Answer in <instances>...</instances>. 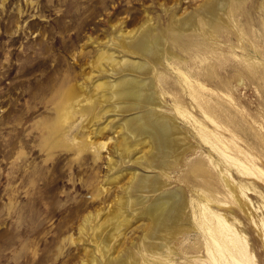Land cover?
Listing matches in <instances>:
<instances>
[{
    "label": "rangeland",
    "instance_id": "obj_1",
    "mask_svg": "<svg viewBox=\"0 0 264 264\" xmlns=\"http://www.w3.org/2000/svg\"><path fill=\"white\" fill-rule=\"evenodd\" d=\"M130 88L145 96L119 93ZM159 115L179 137L167 157L142 131ZM203 134L264 172V0H0V264H203L204 249H182L198 235L184 233L191 208L162 239L131 206L136 175L161 173L155 196L193 198L199 159L215 194L230 180L231 222L264 264V174ZM153 149L164 170L141 163Z\"/></svg>",
    "mask_w": 264,
    "mask_h": 264
},
{
    "label": "bare ground",
    "instance_id": "obj_2",
    "mask_svg": "<svg viewBox=\"0 0 264 264\" xmlns=\"http://www.w3.org/2000/svg\"><path fill=\"white\" fill-rule=\"evenodd\" d=\"M211 15L212 17H215V12L211 11ZM176 24H179L180 26L183 27H187L186 26L187 22L176 20ZM202 30L204 33H206V36L211 35V33L208 30H205L204 28H202ZM171 37H173L172 32H171ZM170 55H173V53L169 52L168 56ZM136 67L137 65L134 68ZM197 85L201 86L200 83H198ZM119 93L120 94L124 93L128 96L137 97L138 99H141L142 97L145 96V92L138 88H135L133 90H131V88L130 90L126 89L125 91H119ZM66 95L67 97H69L70 95H74L73 90L70 88L67 89ZM149 97L151 98L147 103H152V102L157 103L158 97L156 93L153 92L151 95H149ZM176 107L178 112L182 111L180 108L181 105L180 106L176 105ZM207 108L210 111L211 108L209 107V105H207ZM208 110L206 109V112ZM67 114L68 112L64 107L60 112L59 117H64ZM175 124L176 123H174L171 117L165 115H159L156 118V120L153 121V123L149 124V126L146 127L148 128V130H145L146 128L142 130L144 131L143 132L144 135L145 134L148 135L150 131L153 130L152 137L154 138V141L158 143V149L162 152V155L165 157H167V155H169V153L171 152L174 153V151L177 148L179 137H178V133L175 132L176 129H174L176 127ZM144 135H142V137H144ZM216 135L217 134H215V136ZM203 136L207 141H210L206 134H203ZM219 141H221L222 143H219ZM174 143H175V147L173 148ZM211 144L213 148L218 149L220 151V154L222 155L224 160L226 159L230 161L234 160L235 164L239 165L240 167L244 168L247 171L251 172L253 169L254 172H257L260 175L264 174V172L258 166H255L254 164L248 165L241 159L231 155L227 151L229 149L228 148L229 146L227 147V144L225 143V141H223L220 138V136L214 138V141H212ZM105 145L106 142L101 143V147L103 146L105 147ZM82 146L87 147L88 143L83 141ZM101 147L97 148V153L100 152ZM156 155H157V151L156 149H153L151 155L145 157L141 163L145 166H149L153 168H155L154 166H156V167H160L161 170H164L166 168V164L162 162ZM154 160L156 161L155 163H153ZM211 162H212V166L213 164L215 166L213 168L218 169L217 168L218 165L215 163L213 159H211ZM205 163L206 162L204 160L199 159L191 166V168L187 170L188 175H190L191 177H199L200 179L202 177L203 181L202 179L200 181L204 182L203 188L199 187L193 190L194 195L193 198L190 199H187L185 192H183L182 190L167 192L163 194L161 192L159 195L155 196L154 192H156L158 188L160 189L161 186L164 185L163 180L160 179L163 177L159 176V174L161 175V173L157 174V176L136 175L132 178L131 181L133 182L132 188L137 193V198L133 199L134 202L131 204V206L139 207L140 214L141 215L144 214L145 217L149 219L151 222L149 233L146 236H149L150 238L166 239L169 236L178 233L181 230L180 225L182 222L183 214L186 212V209L189 207L191 208L190 222H192V224L191 227H185L184 233H188L194 230L197 232L198 235H196L197 239L193 244L185 245L184 247H182V249H185V251L186 249H193L195 250V252L198 251L199 249L201 250L204 249L210 260H202L203 262L201 263L203 264H257L255 255L251 250L253 248L251 245L249 247L247 234L244 233L243 228H239L236 226V223L242 224L243 222H241L237 218L234 219L233 222H231V210H235V209L231 208L230 180L229 183L227 184L228 186L227 198H222L219 195L215 194L212 191V189L210 190L208 188V184L210 186L211 184L209 179H207L208 171L205 166ZM229 168H231V163H229L228 166L225 167V169H220V170L228 176ZM197 180L199 179L197 178L196 181ZM242 196L245 197L246 196L245 193H242ZM241 197L237 195L236 199L239 201L241 205L240 207H243L242 205L244 204L242 198L244 197L242 198ZM262 197H264V195H262ZM212 204L222 207L225 211H218L212 209L211 208ZM260 207L264 209V199L262 200V204ZM254 223H256V225L259 227V229L262 230V233L264 234V218H259V221L255 219ZM249 228H251V225L248 226V229ZM164 246L165 248H167V250L170 249L171 252L174 251L172 249H175V247H172L171 244L166 240L162 242L161 247L164 248ZM156 249L157 248H155V250Z\"/></svg>",
    "mask_w": 264,
    "mask_h": 264
}]
</instances>
